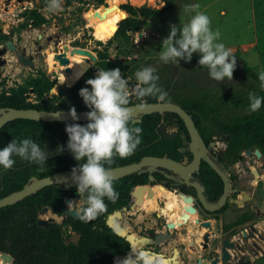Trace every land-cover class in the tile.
Returning a JSON list of instances; mask_svg holds the SVG:
<instances>
[{
    "label": "flooded vegetation",
    "instance_id": "1",
    "mask_svg": "<svg viewBox=\"0 0 264 264\" xmlns=\"http://www.w3.org/2000/svg\"><path fill=\"white\" fill-rule=\"evenodd\" d=\"M21 18L24 22L26 21L25 18ZM80 23L84 24L81 21ZM118 25L119 23L116 24L117 28ZM9 37L10 31L0 28V51L7 50L6 43L8 41L6 38ZM61 37V32H58L53 36H46L44 39L47 48L52 50L53 57L56 54L65 53L58 46ZM85 43H87V39L84 37L80 41H69L67 47L70 51L72 49L86 50ZM39 50L28 57L25 55L33 69L34 63L38 68L44 67L47 57H49V54L41 55ZM92 51L95 61L90 62V69L87 71H90L94 78L93 74L96 72L93 73L92 70L99 69L98 64L101 60L100 55L95 50ZM4 55L0 57V61L4 62L3 65H0V76L1 68L6 64ZM68 55L65 53L69 60ZM82 59L86 62L87 58L82 57ZM107 61L115 63L110 58ZM56 62L58 63V61ZM118 65L121 66L122 62H118ZM58 66L60 65L58 64ZM165 72L166 70L157 75L159 79L156 83L158 87L168 93L171 90V81L160 82L163 78L162 74ZM166 85L168 87H165ZM30 90L32 91L23 96L25 103L37 104L51 100L55 104L59 103L58 95L57 98L50 97V93H47L39 101L34 89L30 88ZM6 95L9 96L8 92ZM190 98H188L190 101H187L186 97L176 99L172 95H168L165 101H159L156 97L141 100L135 94L129 95V100L134 105L148 104L152 99H156L160 103H171L181 107L194 123L202 143L203 153L197 170L190 173L189 176L165 169L164 172L148 173L146 176L148 182L145 184L128 186L119 183L117 185L118 208L109 216L117 212L113 217V223L116 224L117 221L118 230L122 235H117L119 240L117 255L113 259L114 264L117 260L131 255L132 250L135 254L142 255L140 264H254L253 257L258 258L257 254H260L261 257L264 256L259 246V242H262V238H264L259 231L260 229L264 232V149L250 146L234 150L231 147L230 135L219 134L218 125L220 120L228 119L222 117V114L231 110L219 109L218 99L215 97L207 98L206 95L192 97L195 101H191ZM208 104H211L212 107L209 108ZM173 123H176V120L173 119ZM170 126L175 128V132L169 134H174V140H176L178 135L176 124L161 126L158 131L165 128V132H167L166 128ZM180 139L177 152L181 153V156L177 157V160L169 159L187 166L192 162L194 156L189 148L190 137L186 128L185 132H181ZM255 150L259 152V156L255 155ZM198 151H200L199 148ZM246 151H250V154L247 155ZM136 189L137 192H132ZM147 190H151V194L145 193ZM66 199L69 202L79 201L80 197L64 198V206L69 204L65 203ZM109 216L106 219V225ZM71 219L75 220L78 217H71ZM69 232L74 234L75 239L77 234ZM74 239L69 243H72ZM78 240L79 238L72 244H76ZM69 243H66L65 240V244ZM223 251H225V256Z\"/></svg>",
    "mask_w": 264,
    "mask_h": 264
},
{
    "label": "trees",
    "instance_id": "2",
    "mask_svg": "<svg viewBox=\"0 0 264 264\" xmlns=\"http://www.w3.org/2000/svg\"><path fill=\"white\" fill-rule=\"evenodd\" d=\"M93 1L100 6L99 0ZM175 2L176 0H163V7L160 9H152L146 6L133 7L130 4L120 5V10L128 15L125 19H123V13L118 10L109 12L105 18L101 17L102 13H98L95 18L98 23V33L102 37L109 36L110 38L113 34L112 27L119 23L113 40L123 46H129L128 33L139 31V18H157L168 14L173 10ZM20 16L26 20L24 26L35 29L47 23V20L36 10H25ZM107 59L106 54H100L99 69L113 70L119 68L121 73H126L128 69L126 65L119 66L118 62L111 63ZM198 60L192 59L190 63L201 69H206L199 66ZM71 66L75 70V82L79 80L69 88L68 97L66 96L64 101L58 104L52 100L37 104L25 103L23 96L26 89L19 87L9 89V96L6 95L7 92H0V109H35L54 112L70 111L74 107L76 111H89L79 96V90L89 87L86 80L92 78V74L90 71L83 74L86 65L79 61ZM242 69L248 74L254 75L245 65L242 66ZM164 70L161 68L155 75H160ZM30 88L34 89L40 101L44 94L49 93L52 85L44 77L32 81ZM256 94L264 97L261 91H257ZM131 105L134 104L129 100L128 106ZM230 109V112L222 114V117L228 119L218 122L219 134L230 135L231 147L234 150L250 146L264 149V103L255 113L249 112V99L243 100L240 106L234 105ZM139 118L140 122L132 123L130 126L142 128L141 143L130 157L120 159L117 156L112 165H105L110 170L137 163L145 156L168 157L176 160L177 157L181 156V153L177 152V148L180 146V134L185 132V128L177 115L155 113ZM173 119L176 120V123H173ZM76 123L85 125L88 122ZM66 124L71 123H47L17 119L0 128V149L13 139L19 141L24 138H31L40 145L48 157L47 162L41 166L14 156L13 168L0 172V199L19 191L33 179H40L62 171H72L77 166L78 162L74 160L67 149ZM169 124H176L178 128V135L174 141L165 139L163 134L158 131L161 126ZM156 171L164 172L166 170L158 167H144L131 176L115 180L113 184L115 191L118 193L117 185L119 183L128 186L145 184L148 182L147 174ZM133 191L137 192V189ZM148 192L151 194V190L145 191V193ZM70 196H78L76 185L68 190L65 189L64 184L52 185L14 205L0 209V264H9L10 253L15 257L16 264H114L113 259L117 255L119 237L106 225V219L118 208L117 200L112 202L105 198L106 212L89 223H84L79 219H68V231L79 235L76 244H65V238L59 226L48 224L47 227L43 228L38 225L37 214L43 207L49 208L55 215L60 214L65 208L64 198Z\"/></svg>",
    "mask_w": 264,
    "mask_h": 264
},
{
    "label": "rangeland",
    "instance_id": "3",
    "mask_svg": "<svg viewBox=\"0 0 264 264\" xmlns=\"http://www.w3.org/2000/svg\"><path fill=\"white\" fill-rule=\"evenodd\" d=\"M99 1L100 6L93 0H63L62 10L48 13L46 11L48 0H0V28L10 31V37L6 39L15 47L14 51L7 50L4 55L6 64L1 68L0 91L8 92L9 89L23 87L28 93L32 81L45 77L52 85L50 97L57 98L58 95V101H64L72 85L59 83L58 72L65 67H60L56 61H53L52 50L47 48L44 40L46 36L61 32L62 37L58 46L65 53L69 54L70 49L67 47L69 41H80L85 37L87 43L84 44V48L87 51L95 50L99 55L106 54L112 61L126 65L128 69L126 73H122V76L128 79L130 95L134 94L132 90L135 87L132 85L137 84L135 73L144 67H152L155 70L154 74H157L161 68H165L166 72L162 74L163 78L160 82L171 81V90L167 93L169 96L172 95L176 99L186 97L187 101H190L189 97L191 101H195L192 98L195 96L215 97L218 99L219 109L231 110L230 107L234 105L240 106L243 100L248 99L249 92L261 91L264 94L258 79V73L264 71V0H176L173 10L168 14L157 18H139V31L128 33L129 46H123L113 40L112 36L107 38L99 35L95 18L98 13L103 12L102 7L130 4L133 7L146 6L160 9L163 7V0ZM196 4L200 6L198 11L210 18L213 32L219 31L220 38L217 42L230 48L235 56L236 68L232 81L225 79L220 83L209 77L207 69H201L193 63L181 60L179 64L169 65L159 58L162 41L169 35L170 25L179 26L180 23H186L195 13L185 12V6ZM32 9H36L46 18L47 23L44 27L34 29L23 26L25 22L20 17V13ZM127 16L125 14V18ZM96 34H98L97 37ZM38 49L43 56L49 54L46 65L42 68H38L34 63V69L31 70L16 58L17 52L24 51L28 57ZM68 56L69 66L79 61L86 65L87 70L90 69V64L85 62L82 56L76 54ZM192 59H200V54L194 53ZM243 65L254 75L245 72L242 69ZM93 76L95 77V74ZM208 107L212 105L208 104ZM166 131L174 133L175 128L170 126L166 128ZM2 171L4 169L0 168V172ZM73 201L78 202V200ZM81 205L74 204L69 211L67 204L64 211L57 215L43 207L37 214L38 223L47 222L59 226L66 243H69L74 239V234L68 231L67 220L74 218L72 213L78 212ZM116 227H119L117 221ZM259 231L264 236V232L260 229ZM259 246L264 253V238L262 242H259ZM257 257H253L254 264H264V256L257 254Z\"/></svg>",
    "mask_w": 264,
    "mask_h": 264
},
{
    "label": "clouds",
    "instance_id": "4",
    "mask_svg": "<svg viewBox=\"0 0 264 264\" xmlns=\"http://www.w3.org/2000/svg\"><path fill=\"white\" fill-rule=\"evenodd\" d=\"M63 0H48L46 11L56 13L62 10ZM199 5H186L185 12L195 14L186 23L179 26L170 25L167 38L162 41L160 60L168 64L181 60L190 62L193 54H200L198 64L206 68L209 77L217 82L225 79L232 81L236 68V59L230 48L218 43L219 31L213 32L210 18L198 11ZM152 67H144L135 73L137 84L132 90L141 100L145 97H156L165 101L168 94L158 87L159 79ZM261 89L264 90V71L258 73ZM89 87L79 90L85 106L88 123L66 124L65 131L68 136L67 149L72 154L77 166L72 169V178L76 185L79 201H70L69 211L74 204L83 206L75 212L78 219L89 223L99 218L107 210L105 198L115 202L118 193L113 186L114 177L111 170L105 165H112L115 158L126 159L134 154L141 143L142 128L130 126L133 123V112L129 105V82L123 78L119 68L113 70L98 69L95 77L86 80ZM249 112L255 113L264 103V97L255 92H249ZM145 107L144 104L139 105ZM71 118L78 119L76 109H70ZM62 151V149H61ZM44 165L48 157L40 145L31 138L17 141L13 139L0 149V168L5 171L13 168V157ZM83 161V163H81ZM142 255L132 254L116 264H140Z\"/></svg>",
    "mask_w": 264,
    "mask_h": 264
},
{
    "label": "water",
    "instance_id": "5",
    "mask_svg": "<svg viewBox=\"0 0 264 264\" xmlns=\"http://www.w3.org/2000/svg\"><path fill=\"white\" fill-rule=\"evenodd\" d=\"M101 10L103 11L102 15H101L102 18H105L109 12H111L113 10H118V11L123 13V16H124L123 19H125L126 13L121 11L118 5H113L111 7H107V6L102 7ZM82 20L85 21L84 18H82ZM116 29H117V26L115 27L114 32L116 31ZM139 37H141L140 33H139ZM6 47H7V50H9V51L15 50V47H14L12 42H7ZM7 50L4 49V50L0 51V57L2 55H4ZM61 51H62V49H61ZM92 53H93V51L91 52V51L82 50V49H72L70 51L69 55L73 56L76 54V55H80L82 57H86L87 58V59H85L86 62L91 64L90 62L93 63L95 61V56ZM16 58L22 65L27 66L30 69H33L31 62L26 58L24 51L17 52ZM53 59H54V61H58V64L60 66L65 67L64 70L66 73L71 72V70L69 68V60L66 58L65 53H63L61 55L56 54L53 57ZM40 62L43 65V61L41 58H40ZM3 63H4L3 61H0V65H3ZM84 70L86 72L87 68L85 67ZM92 72L93 73L97 72V70H92ZM30 91H32V90H30ZM131 98H132V96H131ZM145 98H150V96L145 97ZM139 105L140 104L128 106L133 112V117H132L133 123L140 122L139 117L144 116V115H150V114H154V113H158V114L173 113V114H176L181 119V121L183 122V124L187 130V133L190 137L189 148H190V151L193 153L194 157H193L192 162L189 165L183 166V165H181V164H179V163H177V162H175L169 158H166V157L160 158V157H153V156H145L137 163L124 165V166L112 169L111 175L114 177V181L119 180V179L124 178V177H127L129 175H132L134 173H137L144 167L163 168V169L171 170V171H174L178 174L186 175V176H189L190 173L197 170L198 164L200 161V157L203 153V149H202L201 140L199 138V134H198V132L194 126L193 121L189 117V115L181 107H179L177 105H174L171 103H160V102H157L156 99H152L151 103L144 104L145 107H143V108H140ZM87 112L88 111H76L78 119L74 121L71 118L70 111L47 112V111H38L35 109H2V110H0V128L3 127L4 125H6L7 123L14 121V120H17V119L31 120V121H38V122H47V123H51V122H70V123L88 122V120L86 118ZM160 132L163 133V137L166 139L174 140V138H175L174 134H169V133L165 132V128H161ZM225 140H227V139H225ZM198 148L200 149V151H198ZM246 154L249 155L250 151H246ZM255 155L259 156V152L257 150H255ZM60 184H64L66 190L75 186V183H74L73 178H72V171H62V172H58V173H55L53 175L43 177L40 179H33L29 184L23 186V188L20 189L19 191L13 192V193L7 195L6 197L0 199V209L14 205V204L22 201L26 197H28V196L46 188V187H49L52 185H60ZM65 203L66 204L69 203V200L66 199ZM116 214H117V212H114L113 215L109 216L108 221H107V225L113 230V232L116 235L121 236L122 234L120 233L118 228L113 223V217ZM72 215L74 217H77L75 212H73ZM38 225L40 227L45 228L48 225V223L42 222L41 224L38 223ZM78 238H79V236L75 235V239L72 241V243H75ZM223 254L225 256V251H223ZM16 263H17V261H16L15 257L13 256V254L10 253L9 264H16Z\"/></svg>",
    "mask_w": 264,
    "mask_h": 264
},
{
    "label": "bare ground",
    "instance_id": "6",
    "mask_svg": "<svg viewBox=\"0 0 264 264\" xmlns=\"http://www.w3.org/2000/svg\"><path fill=\"white\" fill-rule=\"evenodd\" d=\"M116 27V26H115ZM115 27H112V31H113V33H114V29H115ZM98 36V34H96V37ZM107 38H109V36H106ZM51 64V63H50ZM61 67V66H60ZM70 67V69H71V72L70 73H68V74H66V72H65V68L64 69H61L59 72H58V80H59V83H62V84H68V85H72L74 82H75V76H76V74H75V70L72 68V66L70 65L69 66ZM85 67V66H84ZM172 198V197H171ZM167 199H169V198H167ZM169 201V200H168ZM177 201V200H176ZM179 201V200H178ZM167 204V203H166ZM176 204V203H175ZM173 205V204H172ZM178 205V204H177ZM167 206H168V204H167ZM171 205H169V207H170ZM179 206V205H178ZM171 208V207H170ZM177 208V207H176ZM173 209H174V207H173ZM170 211V210H169ZM48 213V212H47ZM50 214V213H49ZM43 215H44V212H43ZM42 216V215H41ZM44 217V216H43ZM47 218V217H46ZM50 218V217H49ZM48 218V219H49ZM174 224V223H173ZM115 226H116V224H115Z\"/></svg>",
    "mask_w": 264,
    "mask_h": 264
}]
</instances>
